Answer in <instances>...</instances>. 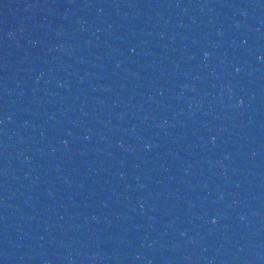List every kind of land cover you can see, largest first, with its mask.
Masks as SVG:
<instances>
[{
  "label": "water",
  "instance_id": "1",
  "mask_svg": "<svg viewBox=\"0 0 264 264\" xmlns=\"http://www.w3.org/2000/svg\"><path fill=\"white\" fill-rule=\"evenodd\" d=\"M116 134L46 264H264V0H162Z\"/></svg>",
  "mask_w": 264,
  "mask_h": 264
}]
</instances>
